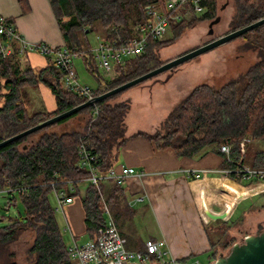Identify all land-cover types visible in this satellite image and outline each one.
Returning <instances> with one entry per match:
<instances>
[{"label": "trees", "instance_id": "obj_1", "mask_svg": "<svg viewBox=\"0 0 264 264\" xmlns=\"http://www.w3.org/2000/svg\"><path fill=\"white\" fill-rule=\"evenodd\" d=\"M48 2L62 35L63 45L82 50L79 55L86 68L96 77L97 86L91 91L94 94L157 66L161 63L157 55L158 48L177 39L181 32L196 22L215 19L217 9L216 0H200L204 8L200 13H195L189 4L165 11L162 0ZM17 3L22 13L29 9L27 0H17ZM150 3L166 14L178 12L180 19L168 18V37L148 39L142 52L114 65L109 73L104 72V78L98 72L89 40L85 36L94 31L108 39L132 37L134 26L146 19L144 7ZM232 5L227 31L264 15V0H232ZM239 36L246 40L247 45L257 49V60L244 72L237 73L220 86L214 87L206 82L191 86L152 132L138 129L126 135L125 117L129 101H109L110 95L64 117H77L79 128L75 130L52 131L53 122L0 147V185L25 186L22 191L5 194L8 205L15 204L16 198L20 200L24 217H8L6 222L0 224V264H16L12 260L14 251L9 250L8 245L24 231L30 234L25 264H72L48 194L50 182L56 181L57 188L65 187L63 180L75 181L88 174V169L76 161L79 139L87 141V148L98 155V169L103 172L111 166L118 148L129 137H143L157 150L172 148L181 157H191L207 146L219 150V145L227 142L230 146L229 155L234 159L239 155L237 141L240 138L248 136L251 140L264 139V24ZM46 59L44 67L34 69L28 65L21 67L16 53L5 57L0 55V116L15 126L0 139L83 101L79 93L61 87L59 68L50 58ZM39 83L46 85L53 95L52 110L30 111L26 106V89ZM94 107L97 109L95 114L92 113ZM28 137L33 138L27 144L20 145ZM247 147L242 153V160L253 167H264V150L259 149L247 155ZM97 186L88 184L79 201L83 232L89 236L102 222L98 189L104 192L109 207L115 202L118 191V183L115 182H111L106 189L102 182ZM64 189L67 194L76 196V190ZM219 232L216 241L210 242L211 260L222 252L217 244L226 230L220 229ZM234 241L236 239L230 235L221 243V249H227Z\"/></svg>", "mask_w": 264, "mask_h": 264}, {"label": "crops", "instance_id": "obj_2", "mask_svg": "<svg viewBox=\"0 0 264 264\" xmlns=\"http://www.w3.org/2000/svg\"><path fill=\"white\" fill-rule=\"evenodd\" d=\"M27 3L29 9L22 13L17 0H0V15L11 19L29 41L44 40L62 45L63 38L48 0H27ZM17 56L21 67L28 65L38 69L47 64L46 57L37 53ZM28 93L36 107L44 106L36 110L54 108L53 95L46 85L39 83L30 87ZM149 125L151 128L144 125L130 129L127 124L125 134L130 135L138 129L154 131L153 124ZM119 164L144 171L141 177L133 175L118 184L117 197L109 207L127 246L139 249L148 238H163L170 255L182 264L192 259H196L195 264H208L211 261L210 242L213 241L209 233L229 222L239 201L264 193V184L260 181L248 180V184L242 185L241 179L216 171L223 166V156L210 146L191 157H181L172 148L157 150L143 137H129L118 148L111 165ZM185 167L211 170L202 172L199 177L186 178L181 170ZM110 184L104 182V189ZM80 187L84 191L86 185L80 183ZM79 201L75 198L66 211L76 213L79 207L81 209ZM70 227L74 235L83 231V223L76 219Z\"/></svg>", "mask_w": 264, "mask_h": 264}, {"label": "built area", "instance_id": "obj_3", "mask_svg": "<svg viewBox=\"0 0 264 264\" xmlns=\"http://www.w3.org/2000/svg\"><path fill=\"white\" fill-rule=\"evenodd\" d=\"M165 11L176 10L186 4L194 12L203 11L200 0H162ZM146 19L134 26V35L126 39H108L97 34L96 44L90 47V51L98 67L103 72L109 73L112 67L123 62L128 56L138 54L143 51L147 45L148 39H162L168 31V18L180 19V14L168 13L159 9L155 4L145 5ZM82 50L67 47L65 45H52L46 41H29L14 26L12 21L0 15V55L8 56L12 53L16 55L27 52L37 53L50 58L54 65L61 72L60 84L65 90H72L79 93L85 99L91 98L95 94L92 88L77 79L73 59L79 55ZM97 111L93 108V114ZM248 136H244L237 141L238 157L236 159L229 155L230 146L226 142L219 145L218 149L223 156V166L216 171L223 175L235 178L260 181L264 184V167H253L242 160L246 145L250 142ZM87 141L79 139L76 145L78 154L77 164L85 166L88 174L81 179L72 181L63 180L68 191L76 190V196L67 194L65 187H56V181L50 182V193L55 202L56 210H59L64 216L65 224L63 231H68L70 241L67 244L69 256L72 264H106L108 261L114 264H126L137 262L139 264H154L157 262H177L169 253L166 241L162 238H148L139 249L130 248L126 244L125 236L120 232L111 210L105 201V195L99 191L100 209L102 222L99 224L92 235H87L86 241L79 243L76 241V235L73 234L66 220V207L73 202L75 198L81 199L84 191L80 183L93 184L95 186L102 182H115L120 184L130 176L141 177L143 170H137L125 164L117 166L111 165L106 170L98 169V155L91 152L86 146ZM187 177H199L204 171L211 169H193L185 167L181 169ZM25 186L0 185V193L10 194L16 191L24 190ZM98 187V186H97Z\"/></svg>", "mask_w": 264, "mask_h": 264}, {"label": "rangeland", "instance_id": "obj_4", "mask_svg": "<svg viewBox=\"0 0 264 264\" xmlns=\"http://www.w3.org/2000/svg\"><path fill=\"white\" fill-rule=\"evenodd\" d=\"M216 1V19L196 22L193 26L181 32L177 39L158 48L157 55L161 63L228 30V23L233 12L232 0ZM97 34L92 31L85 36L89 40L91 47L96 44ZM168 35L169 32L167 31L165 37H168ZM257 58V49L247 45L246 40L237 36L180 62L170 69L158 72L119 92H114L109 98V101L115 102L124 99L129 101L125 125L127 126L128 124L130 129L141 128L144 125H148L145 127L151 128L149 124H153V128L156 129V126L159 124L158 122H160L171 107L185 95L191 86L201 82H206L214 87L220 86L237 73L244 72L257 60ZM72 65H74L79 82L85 83L91 88L97 86L96 77L86 68V64H84L80 55L73 59ZM97 69L99 74L105 78L106 74L102 69L100 67H97ZM29 89L30 88H27L26 91L28 92ZM24 100L30 111L41 108L44 109V106L38 108L32 103L29 99V93H25ZM76 119L77 117L74 116L58 120L51 126L50 130H75V128H79L76 124ZM14 127V125L7 122L4 116H0V136L11 132ZM32 138L33 137H28L27 140L21 142L20 145L27 144ZM247 145V155H251L256 150H264V139H252ZM240 183L245 185L248 184L249 181L242 179ZM48 199L52 207L55 208V202L51 193L48 194ZM22 205L23 204L18 198H16L15 204L9 203L8 205L5 194L0 193V217L2 218L0 219V224L6 222L8 217H24ZM65 214L69 226L73 219L78 220L80 223L82 222L80 207L76 213L66 211ZM54 215L65 244L69 243V232L63 231V226L65 224L64 216L56 209H54ZM227 222L222 223L220 229H225L226 234L220 238L221 240L220 242L218 241L217 244L219 251L222 252L226 249H221V243L226 241L230 235H233L236 240H239L243 235L254 232L257 223L264 226V193L246 196L245 199L239 201L235 211H233L229 217V224ZM220 229L216 232L211 231L209 233L213 241H216L217 237L220 235ZM217 233L218 236L216 237ZM86 239L87 235L82 230L80 233L76 234L77 242L83 243ZM29 242L30 234L24 231L16 241L8 245V249L14 251L12 260H14L16 264L26 263V249ZM195 260L196 259H192L191 262H185L183 264H195Z\"/></svg>", "mask_w": 264, "mask_h": 264}, {"label": "water", "instance_id": "obj_5", "mask_svg": "<svg viewBox=\"0 0 264 264\" xmlns=\"http://www.w3.org/2000/svg\"><path fill=\"white\" fill-rule=\"evenodd\" d=\"M216 19V18H215ZM264 24V15L260 18L242 25L240 27L234 28L232 30L226 31L220 35L212 37L211 39L203 42L200 45H196L193 48H190L170 59L164 61L153 68L138 74L118 85H115L109 89H106L103 92L95 94L91 98L85 99L84 101L66 108L62 111L54 113L53 115L43 119L33 125H30L24 129H21L15 133H12L6 137L0 139V147L5 144L23 136L27 135L45 125L51 124L53 122L62 119L77 110L90 105L100 99L108 97L114 92H119L137 82H140L146 78H149L155 75L158 72H161L166 69L172 68L174 65L183 62L201 52H204L216 45H219L231 38L237 37L249 29H252L258 25ZM106 264H114L113 262L108 261ZM126 264H139L137 262H131ZM154 264H182L180 262H157ZM208 264H264V226L258 225L254 232L247 233L243 235L239 240L231 243L224 252H219L215 258H213Z\"/></svg>", "mask_w": 264, "mask_h": 264}, {"label": "flooded vegetation", "instance_id": "obj_6", "mask_svg": "<svg viewBox=\"0 0 264 264\" xmlns=\"http://www.w3.org/2000/svg\"><path fill=\"white\" fill-rule=\"evenodd\" d=\"M257 224H258V223H257ZM258 225H261V226H263V225H262V224H260V223H259ZM256 227H257V226H256Z\"/></svg>", "mask_w": 264, "mask_h": 264}]
</instances>
